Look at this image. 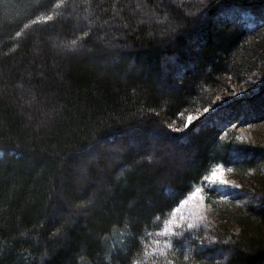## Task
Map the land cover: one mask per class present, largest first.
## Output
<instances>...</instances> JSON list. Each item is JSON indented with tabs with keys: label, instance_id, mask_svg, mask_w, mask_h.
<instances>
[{
	"label": "trees",
	"instance_id": "1",
	"mask_svg": "<svg viewBox=\"0 0 264 264\" xmlns=\"http://www.w3.org/2000/svg\"><path fill=\"white\" fill-rule=\"evenodd\" d=\"M227 2L237 19L217 0H0V264H171L144 250L179 201L264 159L217 123L264 113V86L215 105L264 65V0ZM254 179L238 234L189 263L264 264Z\"/></svg>",
	"mask_w": 264,
	"mask_h": 264
},
{
	"label": "rangeland",
	"instance_id": "2",
	"mask_svg": "<svg viewBox=\"0 0 264 264\" xmlns=\"http://www.w3.org/2000/svg\"><path fill=\"white\" fill-rule=\"evenodd\" d=\"M263 86L264 65H261L251 84L234 83L228 89L219 91L216 95L215 105L223 107L233 100L252 97ZM210 112L211 110H207L204 111V114ZM199 116L198 113L188 116V122L195 121ZM189 117L192 118L191 121ZM217 123L223 132L231 131L235 134L234 138L237 144L253 150L264 151V113L258 120L248 123L239 120L231 121L220 114ZM255 163L256 166L243 172L216 164L207 177L211 176L213 169L220 165L222 167L220 175L229 182L228 185L215 184L211 180L205 179L203 188L197 187L201 191L189 203L180 207V212L176 214V218L179 219L182 214L185 219H189L190 214L199 213L204 217V220L200 223V227L194 230H188L186 224L183 227L178 225L174 231L182 232L180 237L166 235L162 231L159 240L168 239L171 247L165 248L163 243L155 245L154 247L164 249L158 253L159 258L168 260L171 264H192L188 262V256L197 248L202 250L217 242L221 244L231 243L233 237L238 234L239 226L231 220L230 215L234 211H243L247 206L255 205L259 201V192H257L259 190L255 188L254 178L264 171V159ZM235 185H239V187H234ZM222 195H227V199H220ZM170 251L172 254H169Z\"/></svg>",
	"mask_w": 264,
	"mask_h": 264
},
{
	"label": "snow or ice",
	"instance_id": "3",
	"mask_svg": "<svg viewBox=\"0 0 264 264\" xmlns=\"http://www.w3.org/2000/svg\"><path fill=\"white\" fill-rule=\"evenodd\" d=\"M217 3H218V6L223 10V14L231 16V18L234 20L237 19V16L241 12V8L243 7L242 5H239V4L228 3L227 0H224V2H220V0H217ZM45 19H47V18H45ZM260 22H261V24H264V11L260 12ZM74 43H75V41H73V44ZM165 71H166V69H165ZM205 111H207V109ZM191 119L192 118L189 117L190 121H191ZM221 171H222V167L220 165H218L215 169H213L211 176L206 177L205 179L211 180L215 184L227 186L229 182L227 180H225L222 175H220ZM234 187H239V185H235ZM200 191L201 190L199 188H197L194 192H189L185 199H182L179 201V206L173 210L172 217L167 220L165 227L162 230L166 235L175 236V237L182 236V232L174 231V229L178 225L183 227L186 224L188 230H194V229L200 227V223L204 220V217L201 216L199 213L190 214L189 219H185L182 214L180 215L179 219L176 218V214L180 212V207L189 203V201L192 198L196 197ZM201 199H203V197H201ZM220 199L226 200L227 195H222L220 197ZM53 211L56 212V211H59V209L54 208ZM149 235H150V233H149ZM161 243H163L165 245V248L171 247L170 241L168 239H165L163 241L158 240V239L152 241V245H160ZM152 245H148L145 247V250H144L145 257H148L151 255L157 254L161 251H164V249L152 247ZM148 248H151V251H148ZM136 264H139V261H137Z\"/></svg>",
	"mask_w": 264,
	"mask_h": 264
}]
</instances>
